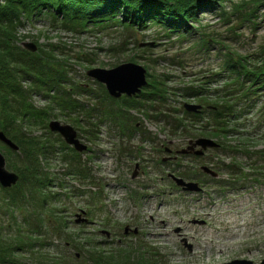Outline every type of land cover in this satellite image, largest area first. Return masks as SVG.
I'll return each instance as SVG.
<instances>
[{"label": "rangeland", "instance_id": "obj_1", "mask_svg": "<svg viewBox=\"0 0 264 264\" xmlns=\"http://www.w3.org/2000/svg\"><path fill=\"white\" fill-rule=\"evenodd\" d=\"M219 2L213 13L198 14L181 37L166 36L154 25L129 31L110 21L83 29L48 16L16 20L9 50L43 60L47 73L39 87L21 83L31 106L24 113L11 110L18 99L0 95V133L17 147L14 151L0 142V154L4 169L18 176L11 187L0 186V264H94L87 253L97 250L113 254L108 259L115 264H261L264 86L241 97V69L230 73L224 62L261 72L264 81V0ZM0 6L6 13L1 0ZM221 9L229 21L222 19ZM200 37L208 46H199ZM126 63L145 72L146 85L131 97H110L105 85L88 75ZM8 69L15 79L17 67ZM197 86L199 96L184 93ZM155 87L163 90L164 102L158 94L145 93L157 92ZM216 99L224 100L213 104ZM61 100L77 111H61ZM185 104L202 105V116L185 118ZM172 120L188 131L218 134L224 129L226 141L201 138L221 147L227 142L233 149L207 148L197 158L179 155L199 134L184 136L182 128L174 133ZM54 121L70 127L85 150L76 152L50 131ZM71 149L79 157L63 161ZM221 164H236L238 172L230 174ZM28 165L47 175V185L35 193L22 187L18 175V168ZM73 166L84 175H75ZM184 173L192 180L182 179L196 183L200 192L175 185L171 176ZM37 178L42 182V176ZM72 234L84 240L83 247L68 240Z\"/></svg>", "mask_w": 264, "mask_h": 264}, {"label": "trees", "instance_id": "obj_2", "mask_svg": "<svg viewBox=\"0 0 264 264\" xmlns=\"http://www.w3.org/2000/svg\"><path fill=\"white\" fill-rule=\"evenodd\" d=\"M1 1L4 3V9L6 13L3 14L0 13L1 18L5 16V19L4 18L0 19L2 20L0 22V28L2 27L4 29L0 32V34L4 32V34H1L3 35V38H1L0 41V95L6 98L12 97L14 99H18L19 101L18 100L16 101L17 103H15V106L12 105L13 108L11 110L19 114L23 110L31 108L30 104L27 102L26 99V94L28 93V91L22 88L21 83H25L29 81L32 82L34 86H37L36 84L37 82L45 83V78H46L45 74L47 73L46 72L47 69L43 67V63H42L43 60H40L39 58L36 59L32 57L30 53L24 51L20 52L21 54H15L14 56V54H12V51H10L9 47L7 46L8 42L9 45L10 42H12L11 34L13 35V33H16V28H17L16 20H20L21 16L23 17L22 19L29 22L33 21L34 18H38L39 16L43 18L48 16L53 21L57 20L60 21L61 23L76 22V24L74 25H76V27H81V28H83L84 24L87 23H90L89 25L97 26L99 25L97 23H103L106 21L113 22L115 23V25H118L123 29L129 31L137 29V27L144 28L150 25L151 26L154 25L164 30L166 36H168V34L172 35L173 33H176L177 34L176 36L181 37L180 35L183 36L186 33L190 32L189 27L190 25L193 24V22L197 21L198 14L208 13V12L210 13L212 11H215L216 9H214L215 8L214 6L218 5V3H220L219 1L222 0H1ZM256 1H263V0H256ZM220 15L223 17L222 19L229 21V17L225 15L224 11ZM84 28L86 27L84 26ZM8 32L10 34H8ZM202 41H204V38L200 37L199 46L201 47L208 46L204 44ZM38 61L39 64H37ZM224 63H226L228 69H230L229 70L230 73L234 74L238 72V69H241L240 70L241 75L237 76L240 79L239 88H241L240 92L242 91L241 97H247L248 96L247 91L250 90V88L255 87L256 89L257 85L264 86V81H261L260 78V74H262L261 72H255L249 70V68H247L246 70V68L243 65L241 64L237 65L236 62H234V60H232L233 65H231L230 62H228V60L226 59ZM9 65L17 67L16 72L19 73L15 77V79L12 80L10 79V76L6 73V71L9 70L8 69ZM5 74H7V77L5 76ZM54 75L55 73L52 74V77ZM8 80L11 82H9ZM155 88L157 92L148 89L145 93L151 95L158 94V96L156 97L158 98L157 100H161V102H164V100H166V97L163 95V90L157 87ZM187 89H193V88L188 87ZM197 89L198 86L192 91L185 90L184 93L186 95H195L196 97L200 95V93L197 92ZM258 89L259 88L257 87V90ZM151 97H155V96H151ZM24 102L26 103L25 105ZM221 102L217 101L216 99V101H214L213 104H219ZM60 103L62 104V105L60 104L61 111H68L69 113L72 112V114L77 111L76 106L69 105V100L66 101L61 100ZM11 104L13 103L11 102ZM210 111L215 113L216 108L212 106ZM182 113L184 114L185 118H189V117L195 118L202 116V111L200 112V114L188 113L186 111H183ZM106 114L109 117H111V111L106 112ZM213 115L217 116L215 118L216 120L220 122L223 121V119L220 118L218 114H213ZM227 115L228 114H226V116ZM231 116L233 117V114ZM163 117L164 119L170 120L166 116ZM170 122L172 125L170 126L171 130L174 131V133L175 132L177 133V130H180L182 128L183 131L182 134L184 135L185 133L188 137L199 134V136L197 135L198 137H210V138L214 137L216 139L224 138L223 139L224 141L227 140L226 134H228V132L224 131V129H220L221 133L218 134H213L214 131L212 132L203 128L202 129L200 128L198 130L190 129L188 131L187 129L188 127L186 125H182V126L180 124L175 125V120H172ZM32 139L35 141L37 140V137H34ZM45 139L47 138L45 137ZM46 144H47L46 142L42 144V149H44L45 152L47 146ZM221 148H225L228 150L233 149V147H231L227 142H225L223 144V147ZM71 152L72 155L64 156L62 160L69 161L71 163L70 160L79 157L73 149H71ZM28 162L30 164L31 160ZM221 167L223 169H228L227 171L230 172V174L235 175L234 173L238 172L239 166L236 164H231L228 166L225 164L224 165L221 164ZM18 170H19L18 175L22 177L21 180L22 187L24 188L27 187L28 189L32 190V193H35L36 191L38 192L39 187L43 188L45 185H47L46 184V182L48 181L47 175L38 171V167L36 168V167H32V165H28V167L25 168L20 167L18 168ZM72 170H77V168H74L73 166ZM77 171L78 172H76V174L74 173L75 171H73V173L79 176L80 174L82 176L84 175L79 170ZM33 172H36V174H33ZM37 175L42 176V178H40L42 182L37 178ZM180 177L183 179L186 178L188 180H192V177L188 173L180 174ZM69 237L70 239L68 240L74 245V247L81 248L84 246L82 245L84 244L83 243L84 240H81V238L77 237L76 234H72ZM78 250L82 251L81 249ZM92 253L88 252L87 258L88 260L92 261L94 264H109L111 261L108 258H111L110 255H113L111 253L104 254L98 250ZM127 253H128L127 257H130L131 256L130 253L129 252ZM100 257H102V259H100Z\"/></svg>", "mask_w": 264, "mask_h": 264}, {"label": "water", "instance_id": "obj_3", "mask_svg": "<svg viewBox=\"0 0 264 264\" xmlns=\"http://www.w3.org/2000/svg\"><path fill=\"white\" fill-rule=\"evenodd\" d=\"M27 47H31V51L35 50V48L31 46V44ZM88 75L96 79L99 83L104 84L110 97L112 96L114 98H118L122 94L127 97H131L138 93L140 89L146 85L144 70L141 67L131 63L122 64L118 67L112 68L111 70L93 69L88 72ZM201 109L202 107L200 105H184V110L188 113L198 114L201 112ZM48 126L50 131L60 134L63 137L65 143L73 146V149L76 152H83L85 150V147L80 145L78 141L75 140V133L70 127L61 126L55 121L50 122ZM0 142L7 145L14 151L17 150V147L2 133H0ZM197 147H199L200 149L195 150V148ZM218 147L219 145L213 140L207 138H198L194 141H190L188 143V146L185 149L181 150L179 154H194L195 156H203V151L207 148ZM4 164L5 160L0 154V186L2 188H8L17 182L18 176L14 173L6 171L4 169ZM202 171L212 177L216 176V174L208 170V168L206 167H202ZM134 176L135 175H133L132 177ZM171 179L174 181L176 186L180 187L184 192L197 193L201 190L196 183L186 182L182 178H177L174 176H171ZM228 264L252 263L246 260H234L232 262H229ZM261 264H264V259L261 261Z\"/></svg>", "mask_w": 264, "mask_h": 264}, {"label": "bare ground", "instance_id": "obj_4", "mask_svg": "<svg viewBox=\"0 0 264 264\" xmlns=\"http://www.w3.org/2000/svg\"><path fill=\"white\" fill-rule=\"evenodd\" d=\"M84 22H85V20H84ZM84 22H82V23H84ZM191 157H193V156H191ZM245 233V232H244ZM242 235H244V234H242Z\"/></svg>", "mask_w": 264, "mask_h": 264}, {"label": "flooded vegetation", "instance_id": "obj_5", "mask_svg": "<svg viewBox=\"0 0 264 264\" xmlns=\"http://www.w3.org/2000/svg\"><path fill=\"white\" fill-rule=\"evenodd\" d=\"M192 155H188L187 157H191Z\"/></svg>", "mask_w": 264, "mask_h": 264}]
</instances>
